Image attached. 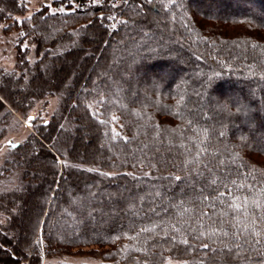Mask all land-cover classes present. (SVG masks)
Returning <instances> with one entry per match:
<instances>
[{
	"label": "trees",
	"instance_id": "1",
	"mask_svg": "<svg viewBox=\"0 0 264 264\" xmlns=\"http://www.w3.org/2000/svg\"><path fill=\"white\" fill-rule=\"evenodd\" d=\"M73 1L6 30L20 32V75L0 72V123L58 93L42 77L49 49L65 46L56 62L76 59L89 35V65L103 59L76 80L52 66L59 86L74 81L61 114L76 128L55 116L13 148L10 170L27 180L37 166L45 187L3 197L36 227L9 220L0 264L85 249L103 264H264V0ZM24 10L0 0V25ZM25 83L13 100L7 88ZM83 128L90 144L53 150L58 134L66 145Z\"/></svg>",
	"mask_w": 264,
	"mask_h": 264
},
{
	"label": "rangeland",
	"instance_id": "2",
	"mask_svg": "<svg viewBox=\"0 0 264 264\" xmlns=\"http://www.w3.org/2000/svg\"><path fill=\"white\" fill-rule=\"evenodd\" d=\"M13 2V0H9ZM60 0H18L19 4L24 7V14L17 15L12 19L11 22H4L0 25V72L4 73H17L16 71V63H17V45L19 43V39L21 38L20 32L12 30L7 33L6 30L17 21H24L32 18L37 12L42 10L43 8H50L52 13L59 12V9H55L53 7L54 3ZM70 1V0H69ZM73 1V0H71ZM92 2H98V0H90ZM74 2V1H73ZM88 37V38H87ZM85 38V42L79 45V50L76 52L80 53L78 58L68 57L65 62L62 61H54L57 55L63 53L66 48L65 46L58 47L57 49L51 50L49 49L47 52V59L42 64V77L44 78L47 85L51 86V89L56 90L58 93L53 94L51 96H46L43 99H39L35 101L34 106L25 116H19L18 113H14L12 111L11 115L2 120L0 123V230H4L8 228L9 220L15 216L16 224L20 226H26V230L33 232L36 226H33V219L30 222L23 216L24 206L19 205L16 208L17 203L12 205V207L16 208H8L7 206L1 204L3 197L9 194H21L23 193V198L29 196L33 191L40 190L42 187H45V173L39 169L37 166L30 168V171L33 173V176L24 179L21 175L20 170H10L9 165L7 164L10 161L14 154L12 153L13 148L17 145L25 143L32 135L38 136V129L47 121H52L55 116H59L61 119L60 130L67 132L73 131L76 128V124L67 123L68 120L71 119V114L68 116V120L63 117L62 112V101L66 97V94L69 92L73 85L69 83L66 87L59 86L58 77L54 75L52 66H55L57 69H69V73H75V80L78 79L79 74L83 71H87V68L91 67L89 62H93L95 57L92 59L86 58L89 53H93L94 49L92 47L95 46L96 41L90 40L91 36L87 35ZM77 38V36H76ZM78 39V38H77ZM87 39V40H86ZM87 41V42H86ZM76 42V41H75ZM76 45V43H75ZM73 46V45H72ZM23 48H28L30 50L28 60L32 63L39 62L41 58L35 56V46L26 41L23 45ZM103 56H101L97 61V65L102 64ZM92 60V61H91ZM91 64V63H90ZM96 66H92L90 71L96 70ZM19 76L20 73H17ZM93 76V75H92ZM95 76V75H94ZM58 84V85H57ZM28 83L22 87L21 84L11 85L7 88L11 97L16 98L17 94L24 93L23 88H28ZM96 113V109H94ZM68 124V125H67ZM243 125L242 123L239 124ZM119 124L115 122L114 130L117 131ZM68 127V128H66ZM90 132V131H89ZM88 130L85 128L83 130L78 131L74 134V132L70 135V138H67L66 145L62 143L59 146L58 139H65V137L58 134V138L55 139L53 143V150L56 148L60 150H65L70 147V144L73 142L74 147H79L81 139L84 141L85 145H88L92 142L91 136H89ZM61 136V137H60ZM73 140V141H72ZM14 144L15 147L10 145ZM81 148V146H80ZM55 151V150H54ZM84 151L82 149L79 150L78 156L85 159ZM26 161L23 160V163ZM67 160L60 159V164L63 166L67 163ZM68 164V163H67ZM38 168V169H37ZM21 195V196H22ZM22 198V197H21ZM30 208V209H29ZM28 214H33L34 210L29 207ZM21 228V227H20ZM17 229V228H15ZM15 233V234H14ZM10 236H15L12 240L16 239L17 232L14 231ZM22 240V238H21ZM85 249L83 253L75 252L70 256L63 257H55V258H45L43 259L42 264H103V258L98 255L95 250ZM166 264H181V262H177L174 260H167Z\"/></svg>",
	"mask_w": 264,
	"mask_h": 264
},
{
	"label": "snow or ice",
	"instance_id": "3",
	"mask_svg": "<svg viewBox=\"0 0 264 264\" xmlns=\"http://www.w3.org/2000/svg\"><path fill=\"white\" fill-rule=\"evenodd\" d=\"M70 2H71V0H70ZM126 2H127V0H126ZM149 2H151V0H149ZM74 6V5H73ZM59 11H61V12H63L64 11V9L63 8H61ZM109 19H112L111 17H109ZM18 23H23L22 21H17ZM10 145L12 146V147H15V145L14 144H11V142H10ZM176 179H179V177H176ZM185 243H186V241H185Z\"/></svg>",
	"mask_w": 264,
	"mask_h": 264
}]
</instances>
